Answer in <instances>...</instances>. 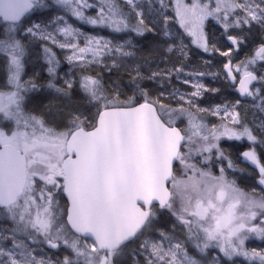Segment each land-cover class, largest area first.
<instances>
[{
	"label": "snow or ice",
	"instance_id": "1",
	"mask_svg": "<svg viewBox=\"0 0 264 264\" xmlns=\"http://www.w3.org/2000/svg\"><path fill=\"white\" fill-rule=\"evenodd\" d=\"M55 4L82 25L129 36L152 31L145 23L151 15L162 24L163 43L175 62L152 67L157 49L137 57L131 39L120 43L90 35L64 16L28 20L29 13L46 6L44 0H0L6 70L0 84V221L11 224L0 223V264H202L189 254L188 243L202 256L216 248L229 260L264 264V251L245 247L250 237L264 240V160L256 151L264 145V121L256 128L242 123L240 99L200 104L206 94L219 92L206 78H223L264 113V40L245 59H233L254 26L264 32V0ZM34 40L67 50L69 64L84 69L102 64L110 72L131 59L128 83L106 84L82 72L79 88L94 114L69 111L66 124L53 125L26 107L28 94L40 87L24 79ZM43 51L47 87L68 96L74 82L58 87L59 61L50 47ZM190 52L201 57L204 70L189 63ZM217 55L224 59L216 61ZM215 63L222 67L212 71ZM149 84L156 85L155 95ZM245 138L251 147L242 155L259 173L260 187L250 192L228 179L226 169L236 165L221 145L224 139ZM216 164L219 175L212 170ZM157 208L175 217L183 240L175 226L171 233L148 231ZM45 249L55 252L49 256ZM212 264H219L218 258Z\"/></svg>",
	"mask_w": 264,
	"mask_h": 264
},
{
	"label": "rangeland",
	"instance_id": "2",
	"mask_svg": "<svg viewBox=\"0 0 264 264\" xmlns=\"http://www.w3.org/2000/svg\"><path fill=\"white\" fill-rule=\"evenodd\" d=\"M44 7H38L32 12L31 21L34 22H49L57 16H64L65 19H68L69 22L73 23L75 27L81 28L83 32H86L90 35H100L104 36L108 39H114L123 43L129 39L132 40L133 45L136 49L137 57L147 56L153 49L158 50V55H156L154 59V64L152 67H155V64L158 63L161 68L170 67L172 63L175 62V57L172 54L167 53L166 46L163 43L164 37L162 36L160 29L162 28V24L157 21V19L151 15L146 16L145 23L148 28H151L152 31H145L143 36H136L132 34V36L127 35L126 33H112L110 29H97L93 28L90 25H82L80 22L75 21L74 18L67 15L62 8L55 4V0H44ZM51 30V28L49 29ZM179 30V25L171 26V31L175 33ZM47 46L50 47L55 54L56 59L59 61L56 73V79L60 80V84L58 87L64 86L65 80H72L74 82L73 88L70 90L68 96H63L57 94L53 89L48 87H43L41 85V89L36 91L30 92L32 95V102L30 101L27 104V110L29 112H34L37 115H43L44 118L53 125H63L67 123V114L69 111H73L76 113H82L84 116L91 117L95 109L89 105L87 99L85 98L84 94L81 92L79 88L78 81L81 78V74L84 71H87L90 74L100 76L106 84L110 82H118L121 84L126 85L129 80V69L130 67L134 66L132 64V60L125 61L121 64L119 68H112L111 71L105 68L102 64L101 65H94L88 67L87 69L69 64L66 60V55H68L67 50H62L59 47L53 46L50 43L45 44L43 41L34 40L28 46V53L27 56L30 57V63H27V67H31L32 73H36L37 75H41L42 73L47 74V80L43 83L49 81V76L47 73V64L44 58V51L43 48ZM194 47V46H193ZM189 63L193 66L201 68L204 70V66L202 63V59L200 56L190 52L189 53ZM204 58H207L205 55ZM215 60H218L216 56ZM108 63H111L108 61ZM219 63H215V66L211 69L212 71H217ZM59 71V73H58ZM145 75L148 74V68H145ZM59 76V77H58ZM34 78V77H33ZM6 79V70L3 63V58L0 57V84H3ZM207 79V78H206ZM36 83V79H33ZM211 84L213 82L209 81ZM141 83H149L147 81H142ZM175 83V81H174ZM205 83L206 80H205ZM46 84V86H47ZM208 84V83H207ZM39 85V84H38ZM209 85V84H208ZM181 87L182 90H186L187 86L177 85ZM210 86V85H209ZM224 89L228 90L227 94L220 95L219 99L211 98L205 95V97L200 101L202 107H207L210 104L214 103H222V102H234L237 98L233 95L232 89L233 87L228 86L226 83L224 84ZM211 87V86H210ZM219 89L221 93V87H215ZM149 90L155 95L157 91V87L155 84H149ZM127 95H131V92L128 91L127 88L124 89ZM218 92V93H219ZM207 96V97H206ZM36 99V100H34ZM238 111L240 112V117L242 123H246L249 127L256 128L257 125L264 121V113H261L258 109L252 106V102L250 100L241 102ZM218 119L216 117H207ZM219 120V119H218ZM256 134L258 136L261 135L260 131L257 130ZM160 209H156V216L154 218L152 227L148 230L150 233L155 235L158 230H163L166 232L171 233L173 227H171L169 219L167 216L164 217V213L159 211ZM5 226H11L10 222L8 221H0ZM178 239H181V235L184 233L179 231L178 228H175L174 233ZM134 245L133 247H135ZM47 255L52 256L55 251H49L45 249ZM190 255L195 256L198 260L202 261V264H212L213 258H218L219 264H250L249 261L244 263L241 261L240 258H233L229 260L227 257H221L218 253L213 254L212 250H208L206 255L199 254L194 247L191 250H188ZM225 259V260H224ZM255 264H259L257 260Z\"/></svg>",
	"mask_w": 264,
	"mask_h": 264
},
{
	"label": "flooded vegetation",
	"instance_id": "3",
	"mask_svg": "<svg viewBox=\"0 0 264 264\" xmlns=\"http://www.w3.org/2000/svg\"><path fill=\"white\" fill-rule=\"evenodd\" d=\"M31 17H32V12L29 13L27 19L31 21ZM2 31H3V27L0 26V32H2ZM246 35L248 36V41L245 45H243L241 47L239 52H236L233 54L234 62H238L240 60L245 59V56L250 55L251 52L253 51V49L256 46H258L262 40H264V32H262L258 26H254L252 32L246 33ZM217 57H218L217 61L224 59L222 57H219L218 55H217ZM30 60H32V59L27 56L26 57L24 79H29V78L36 79V83L39 84V86H40L39 89H41V85H43V84H44L43 87H47L46 86L47 82L43 83L44 81L47 80V74L45 72L42 73L41 75H39V74L37 75L36 73H32L31 67H27V63H30ZM221 67H222V65L219 64L218 69H220ZM58 73H59V71H58ZM208 80L213 82V83L210 84L208 82ZM55 82L57 83V86H59L60 80L57 79V80H55ZM206 82L211 87L217 86V87H221V89H222L221 93L219 92L216 94H211V93L206 94L208 97H211L214 99L215 98L219 99L220 95L227 94L228 90L224 89V87H225L224 84L226 83L229 86V82L225 81L223 78L213 80L211 77H208L206 79ZM232 93L237 99H240L241 102L247 101V100H250V102H252L250 98H244V97L239 96V93L236 91L235 87H233ZM31 95H32L31 93L28 94L29 102L30 101L32 102V98H30ZM34 100H36V99H34ZM207 120L210 121L211 123H219L220 122L218 119H213V118H209V119L207 118ZM221 145L224 148L225 153L230 157V159L236 165L235 169H226V174H227L228 179L234 180L239 188H241L242 190L247 191V192H250L253 188L259 189L260 186L258 185V180H259L258 169L254 165H252L250 162L246 161L242 155L243 152L250 149V147H251L250 142L246 138L241 139V140L224 139L221 141ZM256 151H257L258 155L262 158V160H264V145H257ZM226 164H227V162H225V167H226ZM219 167H220V165L216 164L212 168L213 172L217 175H219ZM159 211H162L164 213V217L165 216L168 217L171 227L175 226V228H178L179 231L184 233L183 235H181V238L184 239L185 232L181 228V226L178 224L175 217L172 216L171 213L166 211V210H159ZM134 245L135 244L130 245V248H132ZM192 247L193 246L191 243L187 244L188 250H191ZM245 247L248 250L255 248L257 251H264V240H260V239L255 238V237H250L245 242ZM209 250H212L214 252L213 254L218 253L219 256L224 257L223 253H221L219 251V249L211 248ZM52 251H55V250H52ZM234 258H240L242 262L247 263V261L245 260L244 257H234Z\"/></svg>",
	"mask_w": 264,
	"mask_h": 264
}]
</instances>
